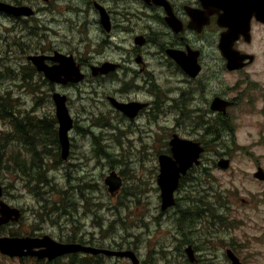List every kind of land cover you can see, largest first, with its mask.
I'll return each mask as SVG.
<instances>
[{
  "label": "flooded vegetation",
  "instance_id": "flooded-vegetation-1",
  "mask_svg": "<svg viewBox=\"0 0 264 264\" xmlns=\"http://www.w3.org/2000/svg\"><path fill=\"white\" fill-rule=\"evenodd\" d=\"M87 4L92 14L91 23L97 29L96 37L93 39L87 35L86 53L89 56L86 67L78 54L74 58L82 71L86 69L82 84L92 93L98 89L103 91L100 96L92 97L99 110L118 115L134 125L140 118L150 119L151 115L178 116L176 129L184 125L188 129L194 127L189 118H181L185 115L200 117L205 127V116L209 119L215 117L217 140L221 117H235L237 120L239 114L254 115L264 110V81L259 79L264 65H255L259 51L264 49V22L258 21L254 15L242 13L235 2L234 6L239 11L233 14L234 25L239 24L240 29L247 25L248 29L245 33L239 30L234 38L224 43L221 38L227 26L222 21L223 0H87ZM102 8L104 20H101ZM4 19L10 20V17L0 13V21ZM0 48L9 50L10 46L0 38ZM29 48L46 55V64L55 63L50 58L54 50H47L46 45L32 43ZM103 64H106L105 68H102ZM26 68V77L39 93L25 98L33 97V105L37 107H31L32 103L28 102L29 107L17 109L10 99L13 91L7 94L12 106L6 110L10 113V122L0 124L1 132L8 131L4 136L7 158L12 163L27 164L37 154L38 161L52 162L54 154L59 153L56 139L43 141L38 151L31 150L42 140L31 139V131L34 130L32 116L40 119L39 131L43 138L46 114L49 109L53 110L52 104L47 105L48 93L54 90L65 93L69 106L74 99L73 90L81 84L66 80L64 75L61 78L66 82H50L43 72L33 71L28 64ZM7 83H15L13 74L8 76ZM47 84L50 89H47ZM111 98L120 102L139 101L146 106L135 117L127 119V113L117 110ZM215 98L224 106L212 108L211 102ZM16 114L23 116L18 118ZM49 120L48 126L54 130V119ZM90 147L92 149L87 142L78 144L70 141L66 162L84 163L91 157ZM79 167L73 166L71 170L74 169L79 177H86V167ZM62 172L61 165L56 176L60 177ZM74 214L71 218L83 219L85 227L78 229L76 225L71 231H65L61 225L58 231L62 236L58 240L68 242V239H74L89 244L87 241H91L95 233L92 215L85 210ZM33 227L28 235H51L46 228L57 230L55 227ZM88 256L80 252L65 255L71 261Z\"/></svg>",
  "mask_w": 264,
  "mask_h": 264
},
{
  "label": "rangeland",
  "instance_id": "rangeland-1",
  "mask_svg": "<svg viewBox=\"0 0 264 264\" xmlns=\"http://www.w3.org/2000/svg\"><path fill=\"white\" fill-rule=\"evenodd\" d=\"M18 3H30L37 11H41L44 7L38 2L39 0H12ZM72 4L73 10L84 20L85 26L82 30L72 27L66 24L64 19H51L52 24H43L41 19H37L35 25L28 30L13 31L9 34L1 35L3 42L10 46L9 50L0 48V74L8 64L13 63L15 51L25 49L30 44L53 46L57 44H63L69 49H77L78 57L83 66H87V59L89 54L80 50L81 35H90L93 39L96 37L97 29L91 23V12L85 4H77L73 0H69ZM79 35V36H78ZM260 60H264V55L259 56ZM86 72V69L83 68ZM264 79V73L260 74ZM6 87V85H1ZM47 89H50V85H46ZM39 90L31 88L24 93V96L13 95L10 99L14 102V106L23 108L28 102L33 103L32 98H25L27 95L38 94ZM39 103V102H36ZM241 127L237 129L235 133V141L237 144L232 145L231 151L227 157L230 159V166L227 169L216 167L212 162L213 159H220L221 157L214 154V147H210L211 152L206 153L204 166L209 173L214 177L216 187L219 192L223 193V197L227 201V205L230 208L228 219L233 221V225L230 227H222L218 225V240L215 243L210 244L214 251H218L217 258L214 260V264H230L228 259L224 255V251L227 247H233V245L226 246L224 243H220L219 239H226L234 243V250L240 257L243 264H264V181H259L253 177V172L258 165L264 169V116H244L241 120ZM81 134L85 135L87 131L85 129L80 130ZM43 141L50 142L48 138L43 137ZM144 149V156L141 154V150ZM159 149V145L152 146H140L139 150L128 145L125 150L127 155V162H124L126 168L128 166L133 171L134 176L125 178L124 186L119 195L111 197L110 203L112 206H117L119 215L122 219V210L119 208L118 198H122L125 191L133 188L140 187L138 192L140 196V204H134L130 208V213L138 215L141 219L146 220L147 226L143 227L142 222L136 221V227L140 226L139 232L142 235V242L137 245L139 248V256H145V254L152 253L154 257H159L162 254H166L170 264H180L182 257L178 256V250L175 248L180 244V239H184L183 234H188L196 241L194 233H189L187 227L176 228L175 225L165 223L170 213H173L174 218L178 215L176 209L170 208L167 212L162 213L160 211V199L158 191L155 189V151ZM218 150L223 151V148L218 146ZM120 162L111 163V169L121 170L124 165ZM103 164L96 163L95 168L97 171L103 170ZM106 166H110V162L106 160ZM105 173V172H104ZM103 173V174H104ZM102 176H97L94 180L91 176H88L89 184H83L82 178L76 175L74 169L65 174L62 181H58L54 177L45 178L37 176L36 174L25 181V184L29 186L36 195L32 204L22 203L19 204L24 208L26 217H32L36 228H43L45 226H53L57 230H61L60 226L56 223V218L61 215L73 214L76 204L79 201H85L88 196L95 191L101 200L102 194L108 195L106 189L100 190L99 182H102ZM39 177L42 180L48 179L52 182L53 188L59 190L64 197V204L62 207L51 206L46 198L45 191H42L44 187H40L37 179ZM48 181V182H49ZM192 186V185H191ZM190 185L185 186L182 190L176 194L181 206L184 207L187 204V196H196L195 188L198 186ZM10 186H7L9 188ZM40 190L38 193L37 191ZM22 199V198H20ZM124 202L128 203V198H123ZM121 211V212H120ZM113 213V212H112ZM99 214L105 215L106 218L111 217V211L105 210ZM105 227L108 222L105 221ZM129 224L133 225L132 219L127 218L125 222H122L124 227ZM205 225V222L202 226ZM121 224H114V232L117 228H120ZM136 232L135 229H132ZM125 231V230H124ZM113 232V233H114ZM213 232V231H211ZM99 233H105L99 231ZM214 237V233L212 234ZM149 237V238H147ZM147 239L144 242V239ZM182 245L181 248H184ZM196 252L198 257L200 251ZM4 264H25V263H7L3 259H0ZM0 262V264H3ZM121 264H130L128 261L122 260ZM150 264H168L167 259H159L157 261L150 262ZM210 264H213L212 262Z\"/></svg>",
  "mask_w": 264,
  "mask_h": 264
},
{
  "label": "water",
  "instance_id": "water-1",
  "mask_svg": "<svg viewBox=\"0 0 264 264\" xmlns=\"http://www.w3.org/2000/svg\"><path fill=\"white\" fill-rule=\"evenodd\" d=\"M34 62L37 64L38 68H40L38 62L36 60H34ZM55 99L57 101L56 96ZM57 110L60 113L61 107L59 103H57ZM62 126H64V122H61V131H60L61 134L63 135L67 127L65 129H62ZM60 140L62 144L63 155L66 156L68 141L66 138H61ZM171 145H172L171 149L173 152L174 159L167 156H160L159 158L160 174L158 176V184L160 185L161 188L162 209L174 203L173 191L177 188L180 172L185 173L186 170L193 164V162L198 163L197 158L199 156V153L202 151V148L198 146L197 143H194L189 140L173 139L171 141ZM227 163L228 160L219 161V164L224 167L227 166ZM255 175L260 178H264V173L260 168ZM108 183L110 184V191L112 192V190H114L117 186L110 181H108ZM1 193H2V189L0 186V195ZM0 249L11 253L10 243L5 239H0ZM62 251H63L62 249L58 250V252H62ZM187 252L190 256V259H193V251L189 248ZM122 255L131 257L133 263L136 264L137 259L132 251L127 250L125 252H122ZM227 255L231 259L232 264H241L238 258L230 250L227 251Z\"/></svg>",
  "mask_w": 264,
  "mask_h": 264
},
{
  "label": "trees",
  "instance_id": "trees-1",
  "mask_svg": "<svg viewBox=\"0 0 264 264\" xmlns=\"http://www.w3.org/2000/svg\"><path fill=\"white\" fill-rule=\"evenodd\" d=\"M0 165H2V164L0 163ZM14 166H17L19 168L20 172H22L24 176H27V178L28 177L32 178L34 176V174H36L37 176H42L44 178L46 177L45 173H44V170H42V166H43L42 163H31V164L26 166V169L23 168L24 165H22V164L14 163L13 166L8 164L7 169L13 168ZM4 167H5V164H4ZM203 174H204V171H203ZM200 178L201 177L195 176L194 180H193L194 183L198 184ZM34 179H37L38 182H41V184H38L40 187H44L45 184H46V186L48 185V181H49L48 179H46V181L40 179L39 177H35ZM37 192L39 193L40 190H38ZM190 201H191V203H189L188 206L185 209H180L179 210L180 213L175 218L176 225L179 228L184 223L186 224V227L188 229L193 228L195 221L197 220V218L201 214V211L204 208L208 209V205L206 203H204L203 204L204 206L201 207L202 199H201L200 196L191 197ZM178 206H179V204H176L177 209H179ZM213 215L216 217V213H213ZM220 217L221 216H219V218ZM130 236L134 237V239H128V237H130ZM125 239L127 240L128 246H130V245H134L135 244L136 240L139 239V236H138V234H135L134 232H130V233H128V235H127V237ZM198 240H199V245L195 244L194 245L195 248H197V249L201 248L202 245L209 247L208 244L210 243V239H198ZM183 241L189 243L190 239L186 238V239H183ZM200 258L202 260H199V262L196 263V264H210V261H212V259H211L212 257L211 256L203 255Z\"/></svg>",
  "mask_w": 264,
  "mask_h": 264
},
{
  "label": "bare ground",
  "instance_id": "bare-ground-1",
  "mask_svg": "<svg viewBox=\"0 0 264 264\" xmlns=\"http://www.w3.org/2000/svg\"><path fill=\"white\" fill-rule=\"evenodd\" d=\"M79 36V35H78Z\"/></svg>",
  "mask_w": 264,
  "mask_h": 264
}]
</instances>
